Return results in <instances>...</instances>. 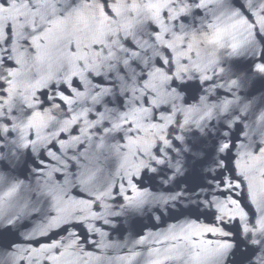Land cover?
Here are the masks:
<instances>
[{
    "label": "water",
    "instance_id": "95a60500",
    "mask_svg": "<svg viewBox=\"0 0 264 264\" xmlns=\"http://www.w3.org/2000/svg\"><path fill=\"white\" fill-rule=\"evenodd\" d=\"M262 68L264 0H0V264H264Z\"/></svg>",
    "mask_w": 264,
    "mask_h": 264
},
{
    "label": "snow or ice",
    "instance_id": "6c2138e0",
    "mask_svg": "<svg viewBox=\"0 0 264 264\" xmlns=\"http://www.w3.org/2000/svg\"><path fill=\"white\" fill-rule=\"evenodd\" d=\"M209 29H211L213 26L209 25ZM218 42V37L216 36L215 33H211L208 38H207V43L209 44H215ZM260 71H264V68L260 69Z\"/></svg>",
    "mask_w": 264,
    "mask_h": 264
}]
</instances>
